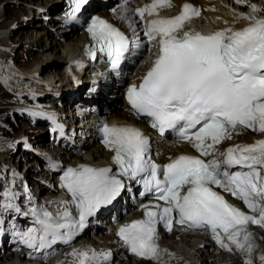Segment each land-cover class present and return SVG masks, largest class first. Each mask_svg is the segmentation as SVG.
Segmentation results:
<instances>
[{
	"label": "snow or ice",
	"instance_id": "snow-or-ice-1",
	"mask_svg": "<svg viewBox=\"0 0 264 264\" xmlns=\"http://www.w3.org/2000/svg\"><path fill=\"white\" fill-rule=\"evenodd\" d=\"M68 2L67 16L76 20L88 0ZM172 6L171 0H153L137 11L143 17L145 12L158 14V8ZM251 8L262 11L257 5ZM191 15H199V10L185 3L179 15L146 22L149 40L159 38V56L142 83L129 88L127 98L137 114L151 118L153 127L177 131L201 156L213 159L206 162L180 155L163 166L161 180V168L151 160L143 133L133 126L105 123L100 132L103 143L114 152L117 171L87 165L68 168L61 177V187L71 196L66 210L55 217L46 209L24 212L34 220L33 226L15 232L24 245L42 249L57 241L70 242L88 217L121 195L125 184L119 177L124 176L139 178L142 194L152 193L165 202L145 205L144 219L119 229L131 252L159 262L166 250L158 244L157 225L163 222L171 230L175 213L180 223L208 230L221 247L242 253L245 264H254L256 259L264 264V252L256 257L259 245L248 228L250 223L264 227V139L224 151L215 147L231 139L238 127L264 133V18L241 13V18L253 21L247 27L205 35L186 28ZM87 30L96 49L117 68L128 48L124 34L100 17H92ZM91 55L94 59L95 52ZM234 168L239 170L230 171ZM213 186L242 200L258 216L229 203ZM0 199V209L20 211L13 191L4 189ZM72 206L75 216L68 210ZM2 216L0 212V225ZM71 255L73 264H104L111 253L76 249Z\"/></svg>",
	"mask_w": 264,
	"mask_h": 264
},
{
	"label": "bare ground",
	"instance_id": "bare-ground-1",
	"mask_svg": "<svg viewBox=\"0 0 264 264\" xmlns=\"http://www.w3.org/2000/svg\"><path fill=\"white\" fill-rule=\"evenodd\" d=\"M22 1L24 0H21V2ZM175 1L178 3V7H180V4L183 0H175ZM191 1L197 4H201V6L203 7L202 17L204 19L208 18L210 20L209 23L210 27H208L210 29H225V28L242 29L250 23L249 19L241 18L240 13L237 11L233 13H229L225 10H222L223 6L228 5V3L226 2L227 0H191ZM234 1L235 0H230L229 4L231 5V2L232 4H234ZM252 2L257 3V6L260 8L258 0H250V3ZM36 4H37L36 7H38L37 13L38 12L41 13L40 11H42L43 14L48 15L47 18H49L50 20L48 21L41 20L39 23H35L34 19H32L33 17L34 18L36 17L35 14L31 12L30 9H27L22 6L8 5L4 7V11L0 10V25H1L0 49L8 48V49H12L13 51L15 48V43L17 41H20L21 45H25L24 56L18 59L13 58L14 55H8L0 51V71L4 67V72L2 70L1 74H5V76L8 77L7 79H5L6 77H3V79L1 77L2 79L1 82L4 83L5 86L9 87L8 88L9 92L12 91V93L17 95L16 98H13V96L12 97L10 96V93L8 95V94H2L0 92V96L10 100V99H18L23 96L34 98V97H38L39 94L42 95V93L48 94L49 100L46 102H48L51 107L45 109L46 120H48V116H50L54 120H58L60 123H62V126L59 128V130L62 131V133H64L65 136H68L69 132L72 131L71 128L73 126L68 127L67 122L68 120L70 122L75 121V119L78 117L75 109H79V107H81L75 105L79 103L85 104L89 101L98 103L104 100L106 97L109 98L111 96H114L111 95L110 92L111 91L113 92L115 90V83H113L112 81L113 77L110 74L109 69H107L102 63H99L98 60H95L93 63L84 65L83 68L80 69L76 75H74L70 70L67 71L66 67L71 61L70 55L73 52H77L82 48L85 42V38L83 35L78 34V35H72L69 39L66 38V40L65 38L58 40L57 38L58 35L60 34L57 31H53V29L49 28L51 17H53V12L57 9L60 8L63 9L65 7L63 0H41ZM260 9H262V11L259 12L264 14V8H260ZM242 10L245 11L248 9L243 8ZM99 11L102 12V10ZM20 16L22 17L27 16V18L19 19ZM55 16L53 17L54 19L56 18ZM246 16H251V14L248 13ZM14 19H19L17 27L12 29L9 35H7V33H4V31L2 30L6 29L7 27H11V24L13 25L14 23L13 22ZM55 32L57 33L55 34ZM38 34L44 35L43 36L44 38L42 36L37 37ZM57 49H61L62 53L60 56L55 54L49 57L46 56L48 51H52L51 53H53ZM8 56H10L11 59L14 61L18 60L23 67V71L19 72L14 70V67L11 66L12 64L6 66L7 64L4 63L7 62ZM52 58H56L58 59V61H54ZM46 60H47V65L44 64L43 67L38 66V64L41 63V61L45 62ZM60 64H63V67L60 70L56 68V70L54 71H45L46 66L53 65L55 68V66L56 67L60 66ZM52 72L56 74L55 76H53L51 82L49 79H46V75ZM83 73H84V79H83L84 81L80 89L76 90V88H73L72 90H69V84L65 82V79L70 80L72 77L73 78L76 77L79 80L80 76ZM15 82L21 84L24 88L20 90L16 89L15 91L13 87H11V85L13 86ZM49 82L51 83V86L49 85ZM117 99L118 98H116V100ZM27 100L29 99H26V101ZM59 101L61 102L58 105ZM1 108L2 107H0V109ZM108 114L109 116L117 119L122 118L137 122V120L133 118L126 109L111 108ZM63 116H66V118L62 121ZM63 123L66 125H63ZM93 134L94 132L90 133V135ZM31 136L33 135L31 134ZM38 137L42 138L43 135L41 133L40 135L37 134V137L35 138ZM240 137H241L240 140L246 143H254L257 140L264 139V133H260V134L248 133V134H243ZM68 139L70 140V142L73 141L71 136H69ZM92 140L93 138L89 139L88 142L91 143ZM240 140L237 142L233 141L230 143L237 144L240 142ZM64 142H65L64 140H61V143ZM154 143L157 146H159V148H164L165 154L174 156L178 151L177 148L164 146V141H162L158 137L154 138ZM38 145H42L43 148L40 149L42 150V153H39L37 151L32 152L33 158L29 159V161L32 162L29 168V172H30L29 176L34 177L35 180L29 178L28 179L22 178L20 176L21 174L16 175L14 172L11 175H13L15 179L9 177L11 178L12 181H15L17 183L16 185H20V186L22 185L23 191L24 192L26 191V195L24 194L23 191L22 192L20 191V193L19 192L15 193L14 203L18 201V199H22L23 194L25 195L24 198L27 197V193H34V195L32 196L41 197L44 196L46 193H48L46 192L48 191L47 189H50L51 191H55V189L57 188L56 185L48 186L47 184H43V186H40V184L42 185L43 183L41 180H43L45 174L42 173L43 172L42 169L38 171L36 165H42V163H44L43 152L45 153L46 149H44V147L47 144L45 141H41V143ZM60 146L61 145H58L57 149L61 150ZM86 148H87V157L95 153L101 155L104 158H108L110 156V153L101 149L100 147L86 146ZM187 148H188V144L185 143L179 147V149H183V150H188ZM3 151H8V155L5 156L4 159L0 158V174H5L8 170L12 169V164L8 166L4 164V162L10 161L12 157V155H10L11 151L9 148H7V145L5 143L3 146L0 145V153ZM66 151L68 152V154L67 153L60 154L63 163L85 161V159L82 158L81 156L75 155L72 152L70 153V151L67 149ZM29 157L30 156L28 154L23 156V158L25 159H28ZM159 157L161 160L170 159V158L167 159L164 155H160ZM35 187H38L39 190H35ZM54 202L55 204L60 203V201L57 199H55ZM17 216L18 218H21L20 213H17ZM98 234L102 238L101 242L103 243L104 248L98 249V246L94 244L93 250H95L97 253L110 252L111 253L110 257H112L110 261H112L115 257H118L117 248L119 247V243L116 241L114 234L104 233V232H98ZM178 237L184 240L185 243L182 244V246L172 245L170 241H173V239H176ZM193 238L195 237L190 234H182L177 232L171 234L169 238L170 241L165 240L166 244L171 247V251H172L169 258L162 262L149 261L150 264H195V262L196 263L200 262L199 264H215V256L213 254L214 252H211V245H210L211 241L206 240V245H203L199 241L192 242ZM88 241L90 242L91 240ZM89 245L88 246L84 245L81 248V250L86 249L89 250V252H91ZM187 245L190 246V248H195L196 251L193 253L191 250H188ZM6 252L0 249V261L2 260L1 264L10 263V262L4 263V257L6 256L5 255ZM261 252H264V240H263V249L260 252L256 253L257 258ZM6 258L8 259V261H11L9 257ZM240 258H241L240 255L236 252L229 254L219 253L218 257H216V259L219 260L220 264H241L239 263ZM22 260L25 261V264H28L26 262V259L23 258ZM49 262L50 261L45 262L43 264H49ZM107 262L108 261H104V264H108ZM143 262H147V261H142V260L140 261L135 259L134 257H130L126 263L139 264ZM126 263L125 261L122 260L120 264H126ZM111 264H116V263H111ZM254 264H259V260L256 259Z\"/></svg>",
	"mask_w": 264,
	"mask_h": 264
},
{
	"label": "rangeland",
	"instance_id": "rangeland-1",
	"mask_svg": "<svg viewBox=\"0 0 264 264\" xmlns=\"http://www.w3.org/2000/svg\"><path fill=\"white\" fill-rule=\"evenodd\" d=\"M41 0H24L21 2V0H0V10L4 11V7L5 6H10V5H14V6H22L25 7L27 9H30L31 12H33L35 14V18L33 17L32 19H34L35 23H39L42 19H41V15L39 14V12L37 13V8L36 7V3H38ZM230 0H227L226 2L228 3L227 6H223L222 10H225L229 13H233L235 11L239 12L240 14L243 13L245 15H247L248 13H250L251 15H253L255 12H253L251 5H257V3L252 2L250 3V0H245V2L243 3H238L237 1L234 2V4L231 5L229 4ZM247 8L248 10H242V9ZM3 13V12H1ZM55 12H53L54 15ZM50 17V15H49ZM27 16H20L19 19H26ZM19 19H14V23L13 25L11 24V27H7L6 29H3L2 31H4V33H7V35H9L10 31L14 28L17 27V24L19 22ZM17 20V21H16ZM220 22V21H219ZM210 21L208 20V18L206 20H204V27H210L209 25ZM1 27V25H0ZM55 31V30H53ZM70 37H68L67 39H69ZM66 40V38H65ZM0 51L8 54V55H14L13 58H22L24 56L25 53V45H21L20 41H17L15 43V48L12 51V49H8V48H1ZM52 51H48L46 56H52V55H61V49H57L56 51H54L53 53H51ZM54 61H58V59L56 58H52ZM10 61V62H9ZM6 66H13L14 70L16 71H23V67L20 64V62L18 60H12L10 56H8V60L6 63ZM17 64V65H16ZM45 65H47V60L45 62H42L38 64V66L43 67ZM64 64V63H63ZM63 64H60V66H54L53 65H49L46 66V70L45 71H54L56 70V68H58V70H60L63 67ZM54 68V69H53ZM3 72H4V67H3ZM2 70L0 71V79L2 77H6L5 74H1ZM56 73H49L47 75L49 76H55ZM2 75V76H1ZM8 77H6L5 79H7ZM76 77H72L70 80L65 79V82H67L69 84V90H72L73 88L80 89V87L82 86L83 83V79H84V73L80 76L79 80ZM2 79L0 80V92L2 94H8L10 93V96L13 98H16V94L9 92L8 91V86H5L4 83H2ZM78 80V81H77ZM3 84V85H2ZM75 84V87H74ZM4 89H3V88ZM11 87H13V89L16 91V89L20 90L22 88H24L21 84L15 82L13 84V86L11 85ZM30 89V88H29ZM7 90V91H6ZM6 93H4V92ZM8 92V93H7ZM48 94L46 93H42L39 94L38 97H26L23 96L21 98L18 99H5L4 97L0 96V107H2L0 109V145L3 146L4 143L7 145V148L10 149L12 157L10 159V161L4 162V164H6L7 166L12 164V169L8 170L5 174H3L4 176H1L0 174V197L3 196V191L4 189H8L10 191H13L14 193H20V191H23V187L22 185H16V187L10 188L12 186V184L10 183L12 180L11 178L15 177L13 175H11L13 172L16 175H20L22 172V169L25 168V166H27V171L25 173V175L22 178H26V179H32L35 180L34 177H30L29 176V168H30V164L32 162L29 161L30 158L25 159L23 158L24 155H26L25 153L23 154L22 150L25 149L26 147L30 146L31 148L33 147V151H35V148L39 151L40 147H42V145H38L41 143V141H46V140H42L39 137H37V134L40 135V133L43 135V137H45L46 135L48 136V127L49 125H52L51 123H49L48 120H46V110L50 108L51 106L49 105L48 101ZM26 99H29L26 101ZM40 102V103H39ZM59 105V104H58ZM66 118V116L62 117V121ZM24 123V124H21ZM30 125V126H29ZM63 125H66L63 123ZM25 130V131H24ZM35 132V133H34ZM31 134L33 136H31ZM241 135H239L238 140H235L236 142L239 141L241 139L240 137ZM38 139V140H37ZM3 155V156H1ZM8 155V151H3L0 153V158L4 159L5 156ZM19 155H21V158L19 159ZM24 172V170H23ZM5 177V178H4ZM6 177L8 179H6ZM11 177V178H9ZM50 183V182H49ZM40 184V183H39ZM40 186H42L40 184ZM52 186V185H51ZM19 187V188H18ZM35 190H39L38 187H35ZM24 192V191H23ZM22 194V193H21ZM24 194L26 195V191L24 192ZM23 194V198L24 195ZM34 195V193H27V195ZM0 203H3V200L0 199ZM10 211V210H8ZM20 214H22V212H20ZM93 239L96 238V242L94 244H96L98 246V249L104 248L103 247V243L101 236L98 233H93L92 235ZM88 237H83L80 241H84L87 240ZM170 237H167V239H169ZM79 241V242H80ZM198 241L197 239L193 238L192 242H196ZM94 244H92L90 246V250H93L94 248ZM184 243H181V246ZM105 246V245H104ZM188 250H191L193 253L196 251L195 248H190V246L187 245ZM4 254V253H3ZM215 256V264H220L219 260L216 259V257H218L219 254H215L213 253ZM5 255H8V252L5 253ZM6 258V257H5ZM7 260V259H6ZM125 261V263L127 262L126 259H124L123 257H121V255L119 254L118 257H115L111 262H109L108 264L111 263H116V264H120L121 261ZM2 261V260H1ZM0 261V264H1ZM5 263V261H4ZM200 262H195V264H199ZM240 263V262H239ZM126 264H130V263H126ZM139 264H150V262H143V263H139Z\"/></svg>",
	"mask_w": 264,
	"mask_h": 264
}]
</instances>
